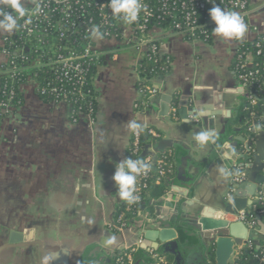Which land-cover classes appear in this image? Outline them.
Segmentation results:
<instances>
[{
    "label": "crops",
    "instance_id": "1",
    "mask_svg": "<svg viewBox=\"0 0 264 264\" xmlns=\"http://www.w3.org/2000/svg\"><path fill=\"white\" fill-rule=\"evenodd\" d=\"M23 3L26 5V0ZM248 9V22L256 33H247L244 40L262 37L264 45V0H248ZM9 34L0 30V49ZM154 36L160 55L171 60V71L163 82L155 84L158 93L142 113L133 107L139 98L136 84L141 50L135 41L127 43L125 38H93L95 49L105 56L93 80L98 94L93 121L80 115L78 122L72 123L69 105L43 103L31 82L22 87L23 106L0 124V244L7 242L11 232L21 233L29 242L40 241L52 254L54 264H111L124 245H133L136 234L110 230L116 210L125 202L116 196L112 176L115 165L126 157L132 132L127 123L131 120L172 142L173 164L168 197L156 206L157 202L153 203L151 217L135 219L134 228L163 219L179 223L189 232L187 224H192V217L201 209L210 218L219 215L231 193L229 183L243 182L241 178L235 181L237 174L223 164L227 152L211 156L226 123L236 118L238 106L249 95L230 71L237 43L222 41L214 34L210 43L156 31ZM5 60L0 51V67ZM201 111L207 114L201 117ZM191 115L195 120H190ZM211 129L214 143L198 145L194 134ZM153 149L158 153L155 145ZM228 159L234 163L236 156ZM178 168L186 173L181 184ZM259 216L254 218L256 234L260 233L259 222L264 224ZM231 217L225 219L235 222ZM150 245L149 251L139 248L141 256L156 252L157 244ZM201 248L196 242L190 249L197 263L206 258ZM0 264L43 262L36 247H18L0 253Z\"/></svg>",
    "mask_w": 264,
    "mask_h": 264
},
{
    "label": "trees",
    "instance_id": "2",
    "mask_svg": "<svg viewBox=\"0 0 264 264\" xmlns=\"http://www.w3.org/2000/svg\"><path fill=\"white\" fill-rule=\"evenodd\" d=\"M7 7V6H6ZM3 7L4 11H11ZM65 27L70 24V19H64L57 16H51L47 21L38 25L36 31L29 37H24L19 30H15L13 34L6 39L1 52L8 57L7 62L0 67V123L11 113H15L24 104L22 87L29 82L36 85L35 94L43 103H65L70 106V120L72 123L78 122L80 115H85L94 120L97 110L98 94L93 87V80L96 69L103 63V59L86 58L75 61L79 65V72L73 69L63 68L62 65L54 63L59 56H66L72 52L79 55L83 52L89 41V36L82 29L77 31H65L61 25ZM165 21H160L158 26H164ZM152 24H148L150 28ZM212 30L208 29L206 34H196L194 37L186 36L185 39L190 41H202L210 43L212 39ZM61 35V37H60ZM117 38H120L117 35ZM257 44L260 47H257ZM156 50L153 52L152 48ZM17 49H23L21 54H17ZM258 50L260 54L257 55ZM240 59H233L230 71L236 81L239 76L253 72V76L249 78L248 84L245 86L249 95L253 96L256 101L254 108H248L258 115L264 106V45L263 38L258 37L251 42L241 43L237 48ZM249 55L252 62V68L245 67V57ZM171 60L159 53V41H148L147 49L142 52L141 59L137 66V89L140 94L138 107L136 112L145 111L143 106L148 107V90L153 83H161L169 75L171 71ZM239 82V81H238ZM248 102V101H246ZM175 103V100L173 101ZM153 128H140V150L149 139L153 142V146L162 139L159 132L158 139L151 138L147 131ZM163 153V152H162ZM162 153H157L161 155ZM142 159V157H136ZM155 176V164L151 165ZM169 176V179H171ZM169 190L166 180H162L159 184L150 181L147 189L142 194L143 201L130 211L126 210V201L118 207L114 215V223L130 224L138 216L146 215L151 217L153 214V203L158 202ZM263 208L257 206L249 211L248 221L255 222V217L261 215L264 218ZM122 216L121 221L118 217ZM112 232H116L112 227ZM133 254V264L138 259V264H154L149 255L141 256L143 252L138 250ZM170 263V258L164 257ZM213 262V256L209 259ZM112 264H115L114 261ZM229 264H264V245H260L256 249L253 244L249 243L245 251H237Z\"/></svg>",
    "mask_w": 264,
    "mask_h": 264
},
{
    "label": "built area",
    "instance_id": "3",
    "mask_svg": "<svg viewBox=\"0 0 264 264\" xmlns=\"http://www.w3.org/2000/svg\"><path fill=\"white\" fill-rule=\"evenodd\" d=\"M140 2L144 6L143 10L140 12L139 17L135 22L128 24L112 15L110 8L107 6L109 0H26V14L18 20V29H16L19 30L24 37H29L36 31L38 25L47 21L51 16L70 19L71 22L66 27L60 22H56V25H61L65 31H77L82 29L85 34L89 36V41L81 54L75 55L70 52L66 56H59L54 63L62 65L63 68L73 69L78 72L79 65L75 63L77 60L86 58H102L103 61L105 60V56L95 49L93 43L94 36L92 35V29L94 26L99 28V32L104 39L125 38L127 43L135 41V44L141 50V55L142 52L147 49L148 41H158V38L154 36L155 31L161 35L177 34L185 38L186 36L194 37L196 34H206L208 29H214L215 25L211 22L208 15L209 10L213 6H219L225 11L238 12L247 24L246 34L256 33V29L252 28L248 22V0H140ZM3 7H6V5L0 4V9ZM160 21H165V25L158 26ZM148 24H152V26L147 28ZM16 29L4 37L3 44ZM117 35H119L120 38H117ZM246 42L247 41L244 39L236 41L237 48L241 43ZM257 47H260V45L257 44ZM155 50L156 49L153 47L152 51L154 52ZM22 52L23 49L16 50L17 54H21ZM260 52L261 51L258 50L257 55H259ZM4 55L6 56V60L3 64H5L8 59L5 53ZM240 58L241 55L238 54L236 50L233 59ZM244 62L245 67L252 68V62L249 55L245 57ZM253 74L254 73L250 71L246 75L239 76V83L245 87L248 84L249 78H251ZM155 84L156 83H153L148 90V100L158 93V88ZM139 99L140 94L138 100L133 106L134 110L138 107ZM247 101L250 108L256 106V101L253 99V96L248 95ZM146 108L147 106H145V108L143 106V109L146 110ZM14 114L15 113H11L8 117H12ZM249 115L252 117L255 114L250 110ZM90 120L93 121L92 119ZM190 120H195V117L191 115ZM139 129H132L125 159L142 157V159L151 165L155 164L156 174L154 176L151 168L146 175H140L137 177V183L135 185L136 190L134 193L137 199L131 204L126 202L127 211L134 209L142 203V194L147 189L150 181H153L154 184H159L162 180L169 179V176L173 174L171 151L166 150L161 155H158L154 151L153 142L150 139L147 141L150 144L145 145V147L140 150ZM147 134L151 138H159V135L153 129H149ZM145 150L148 154L144 156L143 153ZM235 181H238V178H235ZM139 217L141 216H138L137 218ZM248 218L249 216L245 217L244 214L239 213L238 215L232 216L231 220L235 222H243L248 228L253 229L254 222L248 221ZM121 219L122 216L120 215L118 221H121ZM133 221L130 222V224H126L125 222L117 224L113 223L111 226L120 234H136L135 243L128 246L124 245L120 253L114 257L115 264H133V254L139 250V244L142 241L143 235L142 232L146 225L143 222L139 227L134 228L132 224ZM149 256L154 264H170L164 257L158 256L155 251H150Z\"/></svg>",
    "mask_w": 264,
    "mask_h": 264
},
{
    "label": "water",
    "instance_id": "4",
    "mask_svg": "<svg viewBox=\"0 0 264 264\" xmlns=\"http://www.w3.org/2000/svg\"><path fill=\"white\" fill-rule=\"evenodd\" d=\"M246 101L247 98L238 106L236 118L226 123L227 128L223 131V137L218 143L216 153L213 151L211 155L216 157L218 154L231 152V155L236 156L234 163L224 157L223 164L229 171L236 173L237 178L243 179V182L241 184L229 183L231 193L224 201L222 210L216 218L207 216L204 209H201L198 215L193 216L192 224H187L191 232H186L179 226V223L173 225L163 219L148 221L142 232L143 240L139 244L141 250H151L150 243L154 242L157 244L156 254L161 257H171L172 264H229L235 250L245 251L249 243L253 244L256 249H259L262 243L264 244V224L262 222H259L260 233L256 234L243 222H229L225 219L226 215L235 216L239 213L248 217V210L255 206H261L264 210V106L260 109L262 110L260 114L251 117L247 111L249 105ZM218 115L212 114V117ZM256 125L261 126L260 132L255 130ZM231 126L235 128L232 129ZM212 139L214 140V136ZM155 148L158 153H162L172 148V142L168 139H161L155 144ZM147 154L145 150L143 155ZM184 179H186L184 168H178L177 180L181 184ZM171 182V179L166 180L169 188ZM167 197L168 193L161 199ZM257 219L261 220V217ZM196 242L202 247L200 251L206 254L204 261L200 260L199 263L190 255V249ZM207 246L209 248L205 251ZM18 247H36L43 264H54L52 254L44 248L40 241L29 242L23 234L17 232H11L7 242L0 244V253ZM212 256L213 262H210L209 259ZM110 263L112 264L113 260Z\"/></svg>",
    "mask_w": 264,
    "mask_h": 264
},
{
    "label": "clouds",
    "instance_id": "5",
    "mask_svg": "<svg viewBox=\"0 0 264 264\" xmlns=\"http://www.w3.org/2000/svg\"><path fill=\"white\" fill-rule=\"evenodd\" d=\"M0 4H4L11 11L0 9V30L11 33L18 27V20L25 16L26 7L23 0H0ZM107 6L110 8L113 16L131 24L135 22L140 12L143 10V5L140 0H109ZM211 22L215 25L212 33L222 41H241L244 39L247 32V24L242 19L241 15L235 11H225L219 6H213L208 12ZM92 35L97 38H102L99 28L94 26ZM207 113L201 111L199 115L205 116ZM187 122V120L185 121ZM127 127L131 129H139L141 125L131 120L127 123ZM255 130L261 131V126L256 125ZM215 133L211 130H204L194 134V140L201 147L214 143L212 137ZM234 151V150H233ZM231 155V152L225 154V158ZM151 170V164L144 159L127 158L115 165V172L112 180L117 189L116 196L122 201L129 204L133 203L137 197L135 193V185L137 177L146 175ZM220 171L227 176L226 169L221 168Z\"/></svg>",
    "mask_w": 264,
    "mask_h": 264
}]
</instances>
